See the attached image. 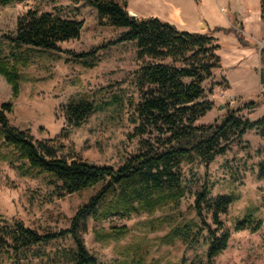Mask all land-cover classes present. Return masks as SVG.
I'll return each instance as SVG.
<instances>
[{"label":"rangeland","instance_id":"1","mask_svg":"<svg viewBox=\"0 0 264 264\" xmlns=\"http://www.w3.org/2000/svg\"><path fill=\"white\" fill-rule=\"evenodd\" d=\"M30 8L83 20L80 37L60 43L59 51L26 44L16 47L10 37L15 35L18 16ZM126 30L101 25L97 9L85 0H27L0 5V54L10 56L11 51L22 49L30 58L28 65L20 67L21 87L16 99L0 74V104L8 100L13 103L12 111L7 113L10 124L29 130L36 142L54 139L56 143L61 139L63 148L59 155L70 161L81 158L99 165L122 164L138 150V141L131 136L135 127L131 116L139 97L136 70L142 62L137 57L135 42L113 44ZM90 50H95V54L84 58L75 56ZM223 50L228 49L223 46ZM84 60L95 64L86 65ZM262 67L253 71L247 80L232 81L233 89H228L227 80L217 70L206 82L214 109L199 123L220 121L228 109L242 108L240 114L252 119L262 116ZM83 100L99 107L81 125H70L63 107ZM251 101H257L258 106L250 111L244 109ZM64 135L67 138H61ZM261 163H264V138L257 131L249 130L208 167L195 164L190 171L189 166L185 167L183 184L187 190L178 206L127 217L114 215L100 221L90 216L80 226V234L98 264H264ZM204 183L210 186L212 198L221 194L234 196L227 213L221 215L231 232L229 246L211 260L207 257L206 230L195 242L185 241L174 232L175 228L190 223L191 235L196 237L200 219L194 203ZM59 184L30 167L19 158L18 151L0 140V219L15 218L40 232L69 228L78 208L99 186L60 195ZM249 214L254 219L263 218L262 227L255 232L249 228L237 230L238 222ZM208 220L211 222L210 217ZM73 245L72 239L66 238L42 249L53 253L57 248ZM11 263V254L0 251V264Z\"/></svg>","mask_w":264,"mask_h":264},{"label":"trees","instance_id":"2","mask_svg":"<svg viewBox=\"0 0 264 264\" xmlns=\"http://www.w3.org/2000/svg\"><path fill=\"white\" fill-rule=\"evenodd\" d=\"M25 1L0 0V5ZM85 1L97 9L101 25L127 28L113 44L127 41L136 44L137 57L142 62L136 70L139 97L131 116L135 124L131 136L137 139L138 150L118 167L81 158L70 161L59 155L63 148L61 139L56 143L54 139L36 142L29 130L10 124L7 113L12 111L13 103L10 100L1 103L0 140L18 151L19 158L27 161L30 167L59 182L60 195L99 186L78 208L69 228L40 232L15 218L0 219V251L11 254V264H98L80 234V226L90 216L100 221L114 215L127 217L176 207L187 190L183 184L186 166L190 167L189 171L195 164L208 167L249 130L257 131L264 138V114L252 119L240 114L242 108L228 109L220 121L199 123L215 106L208 97L206 82L222 67L221 45L214 32L234 29L216 27L205 33L179 30L158 17L132 16L127 9L128 0ZM261 18L264 21V0H261ZM83 26V20L30 8L18 16L15 35L10 39L18 48L26 44L59 51L60 43L80 37ZM239 27L241 30L234 31L240 42L252 44L242 32L243 25ZM94 52L90 50L75 56L84 58ZM260 52L264 66V46ZM29 62L30 58L22 49L11 51L10 56L0 54V74L11 86L13 99L20 95V67ZM83 62L89 66L95 64ZM261 83L264 86L263 67ZM257 106V101H251L243 108L250 111ZM98 107L83 100L70 102L63 109L68 123L79 126ZM261 176H264V163H261ZM209 194L210 186L204 183L196 195L194 207L200 219L196 237L191 235L193 225L190 223L175 228L174 232L185 241L195 242L206 230L207 257L211 260L229 246L231 232L221 215L227 213L234 196L221 194L212 198ZM262 225L263 218L254 219L249 214L236 228L255 232ZM66 238L72 239L73 247L57 248L53 253L42 249V246ZM32 256L38 258L37 261H33Z\"/></svg>","mask_w":264,"mask_h":264},{"label":"crops","instance_id":"3","mask_svg":"<svg viewBox=\"0 0 264 264\" xmlns=\"http://www.w3.org/2000/svg\"><path fill=\"white\" fill-rule=\"evenodd\" d=\"M127 9L134 17H158L179 30L192 32H211L216 27L241 30L242 24V32L252 44L243 45L234 30L214 32L221 45L222 67L218 72L227 80L228 89H233L232 81L247 80L262 67L261 0H128Z\"/></svg>","mask_w":264,"mask_h":264},{"label":"water","instance_id":"4","mask_svg":"<svg viewBox=\"0 0 264 264\" xmlns=\"http://www.w3.org/2000/svg\"><path fill=\"white\" fill-rule=\"evenodd\" d=\"M262 47V46H261Z\"/></svg>","mask_w":264,"mask_h":264}]
</instances>
